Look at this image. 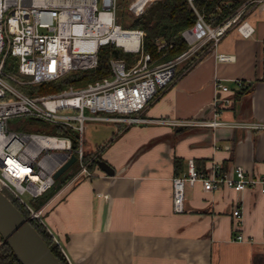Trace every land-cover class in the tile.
I'll return each instance as SVG.
<instances>
[{"label": "crops", "instance_id": "crops-1", "mask_svg": "<svg viewBox=\"0 0 264 264\" xmlns=\"http://www.w3.org/2000/svg\"><path fill=\"white\" fill-rule=\"evenodd\" d=\"M243 19L254 27L251 35L233 26L215 46L208 42L179 61L171 83L143 111L149 121L113 122L98 148L114 175L96 165L91 176L49 192L42 220L71 264H264V193L205 191L195 183L186 185L185 210L175 212L171 183L190 162L197 169L217 163L223 171L241 165L264 172V128L151 120L212 118L218 79L229 87L220 95L232 98L219 118L264 122V0L251 2ZM218 52L235 59L220 60ZM237 206L240 218L232 213ZM237 231L248 240H233Z\"/></svg>", "mask_w": 264, "mask_h": 264}, {"label": "built area", "instance_id": "built-area-1", "mask_svg": "<svg viewBox=\"0 0 264 264\" xmlns=\"http://www.w3.org/2000/svg\"><path fill=\"white\" fill-rule=\"evenodd\" d=\"M153 1L128 0L127 8L135 17ZM188 1L193 6L192 0ZM253 1H244L216 25L193 6L196 21L181 31L187 49L174 58L150 64V54L143 50V29L124 26L119 21L118 0H0V188L8 190L27 209L30 217L43 222L41 208H34L30 200L54 185L56 171L72 155L79 168L68 181L92 175L88 164L95 158L88 157L85 148L86 123L91 120L125 124L149 121L142 113L159 90L171 83L179 61L195 55L208 42L215 46L233 26L244 36L254 32V27L243 19ZM108 44L137 53L139 58L127 66L124 59L110 57L109 74L81 86L69 85L59 91L37 95L21 89L24 85L57 80L69 72L96 68L100 48ZM164 45L166 42L160 41L158 47ZM216 56L226 61L235 59L231 53L218 52ZM236 86L241 88L245 83L236 80ZM214 89V112L210 119L151 120L264 128V122L219 118L221 106L231 104L232 98L220 95L221 91H229V87L218 79H215ZM24 116L64 127L68 132L61 134L11 126L14 119ZM171 183L173 210L183 212L186 185L200 183L205 191L228 187L237 192L249 188L264 193V172L252 174L241 165L223 171L217 163L210 164L207 169H197L190 162L187 171L174 175ZM232 213L240 218V207ZM233 240L248 239L243 232L237 231Z\"/></svg>", "mask_w": 264, "mask_h": 264}, {"label": "trees", "instance_id": "trees-1", "mask_svg": "<svg viewBox=\"0 0 264 264\" xmlns=\"http://www.w3.org/2000/svg\"><path fill=\"white\" fill-rule=\"evenodd\" d=\"M127 2L128 0L119 1L118 10L125 8ZM192 3L193 6L203 14L207 21L216 25L222 22L239 6L240 0H192ZM193 6L188 0H155L147 6L142 14L135 16L129 25L128 23L124 24V26L143 29V50L150 54V64H157L174 58L187 49L188 44L183 39L181 31L192 26L196 21L197 15ZM160 41L166 42V45L162 48L158 47ZM206 46H208V44ZM206 46H204L203 49ZM110 57L122 58L125 60L127 66H131L138 60L139 54L126 52L121 47L108 44L100 48L99 64L96 68L69 72L57 80L36 85H24L21 86V89L30 95H37L59 91L69 85L79 86L88 81L108 75V62ZM246 88L247 87L244 86L241 89L245 90ZM17 119H23L26 123L22 126L14 124L15 127L27 129L37 124L36 120H38L30 116L19 117L16 118V120ZM42 130L61 134L68 132V129L64 127L51 124L46 128H42ZM97 158L101 157L98 155L94 160ZM93 165L96 166L95 161L92 162L91 166ZM60 178L61 175L56 179L55 185L41 196L31 199L30 202L34 206L40 207L49 195V192L56 190L63 183V180ZM2 191L10 198L22 214L29 218L31 224L48 243L60 262L62 264H69L60 246L55 242L44 224L35 218H30L27 209L8 190L3 189ZM0 264H22L1 235Z\"/></svg>", "mask_w": 264, "mask_h": 264}, {"label": "water", "instance_id": "water-1", "mask_svg": "<svg viewBox=\"0 0 264 264\" xmlns=\"http://www.w3.org/2000/svg\"><path fill=\"white\" fill-rule=\"evenodd\" d=\"M75 155L55 173L57 179L74 162ZM96 165L107 175H114L115 169L106 160L97 158ZM0 235L12 248L14 255L22 264H62L48 243L29 218L14 205L0 188Z\"/></svg>", "mask_w": 264, "mask_h": 264}, {"label": "rangeland", "instance_id": "rangeland-1", "mask_svg": "<svg viewBox=\"0 0 264 264\" xmlns=\"http://www.w3.org/2000/svg\"><path fill=\"white\" fill-rule=\"evenodd\" d=\"M119 1H121V0H118V2ZM117 12H118V19L123 25L127 24V23L129 25V23L134 18V16L128 10L127 5L125 8H123L121 10L117 9ZM187 60H189V58ZM178 65L179 64L177 63L176 66H178ZM84 84L85 83H83L81 85H84ZM24 122H25V120H23V119H17V120L14 119L11 126L15 127L14 124H16V123H20V125H23ZM36 122H37V124L33 125L32 128H29V130L46 131V130H42V128H46L49 126V123H47L46 121L36 120ZM112 128H113V122H110V121L91 120V121H88L86 123L85 136H86L87 140L85 143V148H86V151L88 152V157L91 156V157L96 158L98 155L100 156V154H99L100 148H98V146L104 144L105 139L108 137V135L111 134ZM24 129H27V128H24ZM91 165H92V162H90L88 164V166H89V169L93 171V168L95 167V165H93V166H91ZM78 168H79V163L76 161L64 173L61 174L60 179L63 180V182L68 181L69 178L72 176V173H74ZM32 206L34 208H39V207L34 206L33 204H32ZM42 215H43V213H42ZM29 217H30V215H29ZM30 218H33V217H30ZM35 219H37V218H35ZM37 220H39V219H37Z\"/></svg>", "mask_w": 264, "mask_h": 264}]
</instances>
